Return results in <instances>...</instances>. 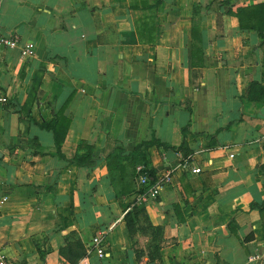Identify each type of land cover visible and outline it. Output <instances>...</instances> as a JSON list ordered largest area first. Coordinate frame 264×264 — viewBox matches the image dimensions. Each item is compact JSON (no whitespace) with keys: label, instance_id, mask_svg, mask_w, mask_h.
Returning a JSON list of instances; mask_svg holds the SVG:
<instances>
[{"label":"crops","instance_id":"crops-1","mask_svg":"<svg viewBox=\"0 0 264 264\" xmlns=\"http://www.w3.org/2000/svg\"><path fill=\"white\" fill-rule=\"evenodd\" d=\"M250 1L161 0L150 11L155 0H0V33L34 51L0 52V242L14 264H41L40 250L42 264H70L59 250L76 240L78 264H264V104L244 99L264 49L229 13ZM144 17L153 32L140 40ZM58 113L59 153L42 127ZM151 139L182 149L146 151L171 183L128 226L136 196H115L105 156ZM81 143L93 167L71 162L87 153ZM183 155L199 174L180 168Z\"/></svg>","mask_w":264,"mask_h":264},{"label":"trees","instance_id":"trees-1","mask_svg":"<svg viewBox=\"0 0 264 264\" xmlns=\"http://www.w3.org/2000/svg\"><path fill=\"white\" fill-rule=\"evenodd\" d=\"M160 2L161 0H155L154 5L149 6L148 9L150 11L155 9ZM229 13L238 19L240 30L253 31L257 34L259 38V47L264 49V0L261 3H253V0H251L249 5L239 8L235 13ZM147 19V17L142 18V20L138 21V25L136 26V33L140 40H142L141 38H149L152 35L153 30L149 27ZM195 31L196 28L194 25L192 28V38H194V42H192L191 47L196 50V52H199L200 40L199 37H195ZM152 41L153 40L150 39L149 42ZM244 99L252 103L264 104V53L261 60V81H251L248 83ZM42 127L52 132L55 148L59 153L68 128L65 117H63L61 113L55 114L53 120L49 124H43ZM185 130L186 128L182 129V134H184ZM78 146L79 148H84L87 153L83 157L72 159L71 162L79 166L93 167L96 163V159L93 156L92 147L85 143H81ZM151 147L173 150L175 152H179L182 149V145L179 147H172L156 139H151L139 143L132 152L127 154H125V149L123 147L116 146L111 153L105 156L109 184L114 190L116 197L137 196L145 191L149 185L153 184L155 181V173L150 167L149 162L145 161L146 151ZM184 156L185 155H183V158ZM139 165L142 167V170L137 172L136 167ZM144 175L149 178L148 185L139 188L135 185V180H138L140 176ZM256 207L262 211L264 203ZM143 208V205H134L130 211L126 212L125 220L128 226L132 222L134 216L143 212ZM246 240H249V237L246 238ZM39 253L40 262L42 264L47 255V251L40 250ZM59 254L63 255L70 264H78L79 260L86 256V251L82 243L76 240L73 243L68 241L66 246L59 250Z\"/></svg>","mask_w":264,"mask_h":264},{"label":"built area","instance_id":"built-area-1","mask_svg":"<svg viewBox=\"0 0 264 264\" xmlns=\"http://www.w3.org/2000/svg\"><path fill=\"white\" fill-rule=\"evenodd\" d=\"M19 48L20 50V55L24 59H29L34 56V51L32 49V46L30 44L22 43L20 39L15 36H6L0 33V52L3 50H13ZM7 100L6 98L0 97V104H6ZM194 161L193 155L187 156L181 159V165L180 168L182 170H189L193 174H199L201 171L198 168H193L192 162ZM142 170L141 166L136 167V171L140 172ZM149 178L148 176H140L138 178V187H145L148 185ZM171 183V177L169 174L164 175L161 178H156L153 184L149 185V187L143 191L142 193L138 194L136 196V200L134 203L131 204V206L128 208V211L131 210V208L134 205H140L144 206L150 201H155L158 196L160 191L168 184ZM105 233L98 232L96 235L93 237L91 246L92 248L96 251V254L98 257L103 258L105 256L104 253V244H105ZM258 257H251L249 260L250 261H256ZM0 264H14V262L6 255L4 252V247L0 242Z\"/></svg>","mask_w":264,"mask_h":264}]
</instances>
